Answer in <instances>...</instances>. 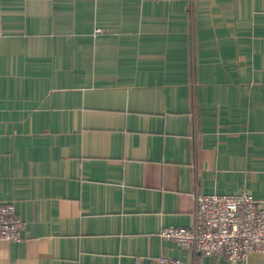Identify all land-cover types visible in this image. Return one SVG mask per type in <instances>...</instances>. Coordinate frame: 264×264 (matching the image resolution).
<instances>
[{"label":"crops","instance_id":"crops-1","mask_svg":"<svg viewBox=\"0 0 264 264\" xmlns=\"http://www.w3.org/2000/svg\"><path fill=\"white\" fill-rule=\"evenodd\" d=\"M195 191L264 206V0H0V264H264L159 235Z\"/></svg>","mask_w":264,"mask_h":264},{"label":"built area","instance_id":"built-area-1","mask_svg":"<svg viewBox=\"0 0 264 264\" xmlns=\"http://www.w3.org/2000/svg\"><path fill=\"white\" fill-rule=\"evenodd\" d=\"M94 28V32H102ZM189 226H163L159 235L176 241L195 254H220L227 260H244L249 253H264V206L248 192L205 194L195 191ZM23 220L12 202H0V239L20 240ZM134 264H193L161 255L135 258Z\"/></svg>","mask_w":264,"mask_h":264}]
</instances>
